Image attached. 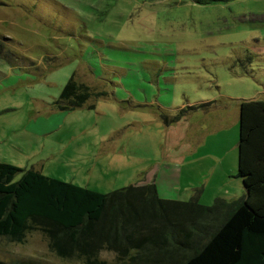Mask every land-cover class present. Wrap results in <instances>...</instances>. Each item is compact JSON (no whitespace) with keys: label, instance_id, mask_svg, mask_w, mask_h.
I'll return each instance as SVG.
<instances>
[{"label":"rangeland","instance_id":"374dc122","mask_svg":"<svg viewBox=\"0 0 264 264\" xmlns=\"http://www.w3.org/2000/svg\"><path fill=\"white\" fill-rule=\"evenodd\" d=\"M0 2L4 52L15 68L28 61L9 50L40 68L18 72L0 60V162L101 193L152 180L170 200L188 201L201 189L208 206L245 193L236 175L238 98H264V0ZM45 50L56 65L45 64ZM73 73L113 95L92 109H58ZM166 102L206 104L165 124ZM26 257L80 263L58 257L40 231L24 242L0 236L1 261Z\"/></svg>","mask_w":264,"mask_h":264},{"label":"trees","instance_id":"16d2710c","mask_svg":"<svg viewBox=\"0 0 264 264\" xmlns=\"http://www.w3.org/2000/svg\"><path fill=\"white\" fill-rule=\"evenodd\" d=\"M5 43L0 39V60L14 69ZM9 51L28 61L15 68L18 72L40 69L28 55ZM46 51L45 64L56 65ZM112 95L73 73L54 102L60 110L92 109L96 98ZM238 103L236 175L243 182L242 196L218 197L208 206L200 203V189L188 201L170 200L160 197L155 180L101 193L34 167L0 162V236L24 242L29 233L40 231L53 253L79 264H264V98H238ZM205 104L176 109L166 102L159 105V115L171 124ZM104 251L112 252L113 260L104 258ZM0 264L46 263L26 257Z\"/></svg>","mask_w":264,"mask_h":264},{"label":"crops","instance_id":"0c3cea01","mask_svg":"<svg viewBox=\"0 0 264 264\" xmlns=\"http://www.w3.org/2000/svg\"><path fill=\"white\" fill-rule=\"evenodd\" d=\"M174 108V107H173ZM34 167V166H33Z\"/></svg>","mask_w":264,"mask_h":264}]
</instances>
